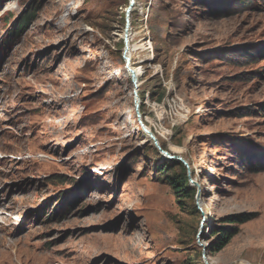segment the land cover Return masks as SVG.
<instances>
[{
	"label": "rangeland",
	"instance_id": "obj_1",
	"mask_svg": "<svg viewBox=\"0 0 264 264\" xmlns=\"http://www.w3.org/2000/svg\"><path fill=\"white\" fill-rule=\"evenodd\" d=\"M250 1L213 17L206 0H136L137 90L117 51L122 0H0V264H264V170L224 153L233 140L264 155V60L243 55L264 46V0ZM32 5L34 22L5 45ZM140 93L159 142L187 162L199 214L155 176ZM239 214L250 219L214 249L210 225Z\"/></svg>",
	"mask_w": 264,
	"mask_h": 264
},
{
	"label": "trees",
	"instance_id": "obj_2",
	"mask_svg": "<svg viewBox=\"0 0 264 264\" xmlns=\"http://www.w3.org/2000/svg\"><path fill=\"white\" fill-rule=\"evenodd\" d=\"M121 2L122 5H127L129 6L130 1L129 0H122ZM199 1V0H196ZM208 3L207 5L209 6V9L211 11V14L213 17H216L220 14L222 8H224V3L225 0H206ZM236 3L234 4L237 5L239 8H245L249 7L252 2L250 0H235ZM201 2V1H200ZM221 6L217 8L218 6ZM240 5V6H239ZM223 6V7H222ZM40 5L34 6H28L27 10H24V12L18 16L13 25L9 28V30L6 33V37L4 39V44H14L15 41L19 40L22 38V36L27 32V29L31 26V24L34 22L36 18V13L39 11ZM13 17V16H12ZM137 17L136 12H133V18L135 21V18ZM12 19L11 14L5 18V24L8 25V20ZM133 23V22H132ZM131 31H134L130 28ZM135 32V31H134ZM138 35V32H135ZM142 47L146 44H141ZM7 47V46H6ZM124 48H125V43L121 42L118 44V53L123 56L124 53ZM139 50V45H135L134 40H130V55L132 57L131 64L132 66H137L135 62L137 61L135 58L134 62V54L136 51ZM250 53L243 52V55H253L252 57H259L261 56V59L264 60V46L258 47L257 49H250ZM218 53V52H217ZM218 60H228L229 56L227 55L224 57L222 54H217ZM124 57V56H123ZM250 59V58H248ZM126 61H124L125 65ZM141 81V79H140ZM141 83L139 82V85ZM108 89V86L102 89L101 93H104ZM168 90V89H167ZM165 94L169 95L168 92L166 91H161V92H154L152 91L151 93V98H153L155 104H162L164 102L163 97H165ZM141 98H144V93H140ZM167 97V96H166ZM162 99V100H161ZM142 107V106H141ZM263 114H264V109L260 108L259 109ZM148 114L144 115L143 118L145 119L146 123L148 126L154 131V133L158 136L154 126L150 123L147 122ZM138 122V120H137ZM139 124V122H138ZM153 127V128H152ZM140 129V127H139ZM141 130V129H140ZM159 137V136H158ZM160 138V137H159ZM151 149L153 152L158 154V159L161 158L162 162L156 164L155 168V176L161 181L162 183L168 184L172 192L175 196L176 202L179 206H185V203L187 202L190 204L189 209H193L192 211L196 214H199V210L197 206L195 205V196L197 192L196 186H193L190 183V179L188 176V168L187 166L182 162L177 159H170L168 157H164V154H161V152L149 141ZM161 146L164 149H168L166 144H163V142L160 141ZM224 143L222 142V145ZM246 144V143H245ZM243 144L242 146L239 145L236 141L229 140L226 142V148L224 153L227 154V159L230 160L231 165L233 167H239L241 166L244 171L247 172H257L259 170H264V155L260 157H256L253 155V153L247 148V146ZM226 158V156H225ZM60 177L59 176H54L53 180H50L51 183H59ZM63 183L64 181H60ZM81 197V194H75L74 192L70 193V195L66 196L64 193L59 197V202L60 204H56L57 210L56 212L61 216L64 211L68 210V207L71 209L73 204H75ZM71 202V203H70ZM62 204V206H61ZM61 209V210H60ZM185 209V207H184ZM54 215L57 214L53 212ZM50 218V216H49ZM250 219V216L244 215V214H239V215H233V216H228L224 219V222L227 224H230L231 226H212L208 228V231L213 235L216 236V241H215V246L214 249L219 250L221 249L228 241L229 239L237 233V228L234 225H239L241 223H244ZM234 224V225H233ZM233 225V226H232ZM212 226V228H211ZM198 259H201L202 257V250L198 253Z\"/></svg>",
	"mask_w": 264,
	"mask_h": 264
},
{
	"label": "water",
	"instance_id": "obj_3",
	"mask_svg": "<svg viewBox=\"0 0 264 264\" xmlns=\"http://www.w3.org/2000/svg\"><path fill=\"white\" fill-rule=\"evenodd\" d=\"M135 4V0H131V3L129 4V6L127 7V22H126V27H125V34H124V42H125V56H126V69H127V73L129 74V76L132 78L133 80V83L135 85V88L138 90L139 89V79H138V76L136 74V68H132L130 65H131V58L130 56H128V52H129V35H130V30H129V27H130V13H131V10L133 9V6ZM137 94H138V91H137ZM139 96V95H138ZM141 108V98L140 97H137L136 98V112H137V118H138V122H139V125L141 127V130L143 132V134L148 138V140L163 154H165L167 157L169 158H172V159H179L181 160L184 164H187L186 161H184L180 156H175V155H172L170 154L169 151L165 150L160 142H159V139L155 136V134L153 133V131H151V129L146 126V124L143 122V114L140 110Z\"/></svg>",
	"mask_w": 264,
	"mask_h": 264
},
{
	"label": "bare ground",
	"instance_id": "obj_4",
	"mask_svg": "<svg viewBox=\"0 0 264 264\" xmlns=\"http://www.w3.org/2000/svg\"><path fill=\"white\" fill-rule=\"evenodd\" d=\"M135 2H136V0H135ZM129 50H130V40H131V37H130V35H129ZM128 56H130V53L128 52ZM130 58H131V60H132V57L130 56ZM132 68H136V66L134 67V66H132V64L130 65ZM136 74H137V76H138V79H140L141 78V70H139L138 69V67L136 68ZM139 83V82H138ZM148 117V116H147ZM146 120H147V118H146ZM148 122V121H147ZM151 129V128H150ZM152 130V129H151ZM207 214H208V212H207Z\"/></svg>",
	"mask_w": 264,
	"mask_h": 264
}]
</instances>
